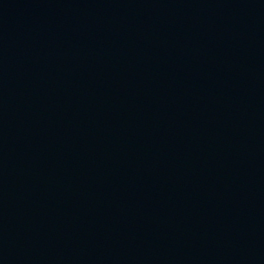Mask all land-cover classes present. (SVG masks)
<instances>
[{
	"label": "water",
	"instance_id": "obj_1",
	"mask_svg": "<svg viewBox=\"0 0 264 264\" xmlns=\"http://www.w3.org/2000/svg\"><path fill=\"white\" fill-rule=\"evenodd\" d=\"M0 264H264V0H0Z\"/></svg>",
	"mask_w": 264,
	"mask_h": 264
}]
</instances>
